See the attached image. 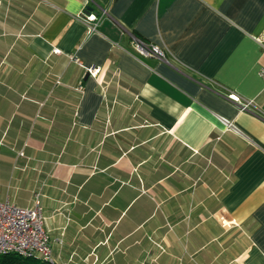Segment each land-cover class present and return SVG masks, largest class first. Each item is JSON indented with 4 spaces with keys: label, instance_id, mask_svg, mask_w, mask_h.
<instances>
[{
    "label": "crops",
    "instance_id": "1",
    "mask_svg": "<svg viewBox=\"0 0 264 264\" xmlns=\"http://www.w3.org/2000/svg\"><path fill=\"white\" fill-rule=\"evenodd\" d=\"M261 42L264 0H0V199L54 264H264Z\"/></svg>",
    "mask_w": 264,
    "mask_h": 264
},
{
    "label": "built area",
    "instance_id": "2",
    "mask_svg": "<svg viewBox=\"0 0 264 264\" xmlns=\"http://www.w3.org/2000/svg\"><path fill=\"white\" fill-rule=\"evenodd\" d=\"M106 13L105 7L98 13L88 10L83 12L81 19L86 24L88 33L97 30ZM132 37L136 54L168 61L163 47L136 35ZM261 46L264 47V42H261ZM75 60L79 62V59L75 58ZM88 70L91 74H95L98 68L90 67ZM259 74L264 78V69H260ZM228 97L238 103L241 109H249L252 105L250 101L243 100L232 91L228 93ZM19 154L22 155L23 152L20 151ZM10 251L21 256L38 257L49 264H54L51 240L44 227V210L39 193L35 195L33 204L29 207L19 206L8 197L0 199V254Z\"/></svg>",
    "mask_w": 264,
    "mask_h": 264
},
{
    "label": "trees",
    "instance_id": "3",
    "mask_svg": "<svg viewBox=\"0 0 264 264\" xmlns=\"http://www.w3.org/2000/svg\"><path fill=\"white\" fill-rule=\"evenodd\" d=\"M0 264H49L38 257L21 256L16 252L10 251L0 254Z\"/></svg>",
    "mask_w": 264,
    "mask_h": 264
}]
</instances>
